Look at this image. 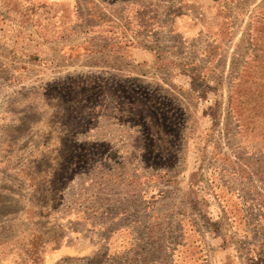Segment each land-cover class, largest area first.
Returning <instances> with one entry per match:
<instances>
[{
  "label": "rangeland",
  "instance_id": "obj_1",
  "mask_svg": "<svg viewBox=\"0 0 264 264\" xmlns=\"http://www.w3.org/2000/svg\"><path fill=\"white\" fill-rule=\"evenodd\" d=\"M5 1L6 8L0 7V167L5 169L0 172L9 180L0 185V221L15 227L0 232V264H95L103 251L124 240L129 226L136 239L128 250L122 244L114 258L118 264L129 256L144 264L146 251L157 252L158 237L178 238L190 227L192 235L200 231L209 264H226L222 226L233 264H246L250 245L264 254V132L245 131L228 104L248 49L249 26L264 0H214L231 13V36L216 60L201 53L207 37L188 39L172 31L176 0H46L44 7L45 0ZM33 5L38 9L32 20ZM93 71L152 85L181 105L182 122L174 126H181L179 137L165 136L175 142L171 167L150 157L153 148L145 145L146 127L155 134L150 123L105 116L80 133L75 117L66 126L67 94L54 93L49 102L43 96L57 78ZM32 103L43 117L52 114V125L40 122L41 136L17 140L6 120ZM48 124L58 126L56 139L47 137ZM72 132L79 140L103 141L106 149L81 141L68 145ZM83 146L94 152L87 162ZM214 190L220 196L238 193L246 229L241 240L224 222ZM161 226L166 234L159 236ZM187 239L189 246L194 239Z\"/></svg>",
  "mask_w": 264,
  "mask_h": 264
},
{
  "label": "trees",
  "instance_id": "obj_2",
  "mask_svg": "<svg viewBox=\"0 0 264 264\" xmlns=\"http://www.w3.org/2000/svg\"><path fill=\"white\" fill-rule=\"evenodd\" d=\"M46 2V0L42 2L41 7H44ZM6 5L7 2L5 0H0L1 7L6 8ZM29 8H31L29 16L33 20V9L36 10L38 7L37 5H33ZM171 10L173 18L171 25L172 31L188 39L202 35L207 37L209 44L205 47V50H201V53L208 59L216 60L231 36V13L228 8L221 1L176 0V5ZM5 12L7 13V11ZM52 15L54 14H51L49 22L53 23ZM46 27H49L54 34L51 23ZM62 31H65V33ZM61 32L62 36L65 37L69 34L67 27L64 30L61 28ZM248 43V49L240 65L239 72L232 81L229 89L228 104L233 111V117L240 127L245 128V131L248 132L256 133L254 131H257L261 133L264 132V5L259 6L253 15L249 26ZM107 49L111 48L107 47ZM102 51L100 48V52ZM121 77L95 71L79 72L68 78H57L55 80L57 84L52 87L51 93L47 89L43 93V96L49 102L50 96L54 93L67 94L66 126L70 128V125L73 124L71 119L75 117V121L78 120L77 125L80 133H85V131L97 127L100 118L105 116H112L123 122L130 121L135 124H140V126H146L150 123L155 128L154 134L150 133L152 131L150 126L146 127L149 130L150 138L148 136L147 139L149 142L145 145L149 144L151 149L153 148V154L150 157H153L151 159L155 163L171 167L175 162V154L173 155L172 152L175 147V142L170 140L166 141L165 136L179 137L180 131L182 130L181 126L180 129L174 126H176V123H180L179 120L182 122L181 117H179L180 115H178L181 112V116H183V109L181 110L179 108L181 105L176 106L165 94L160 93L159 89H156L152 85ZM65 89L67 93H65ZM74 103L78 106L71 108L69 105H73ZM22 110L6 120V130L16 131L15 139H19L20 136L37 138L40 134H37L36 126L40 122L48 123L51 121L52 125V114L49 115L50 118L48 120L43 117V113H38L33 109V103L30 104L27 111ZM76 113L77 117L73 116ZM55 116H57V112H54ZM8 120L10 123L12 120L14 124L7 123ZM56 121L60 123L57 117ZM17 122L19 126L16 125ZM168 127H174L177 130H170L169 132L167 130ZM24 130L26 134L23 133ZM68 132L69 130L67 129ZM74 134L66 141L68 145L72 142L73 144L71 146H74L77 142L81 141L85 145L100 144L98 147L100 152L106 149L105 142L103 141L102 143H98L97 141L79 140L78 134L77 137ZM47 137H51L52 139L58 137L57 125L51 126L48 130ZM29 144L33 146V141H29ZM84 146V157L82 161L85 159L87 162L90 159L91 153L94 152H89ZM0 169L5 168L0 167ZM8 180L9 178L0 172V185H5L8 183ZM17 180L14 177L13 181L15 182ZM210 185L215 187L212 184ZM214 191L215 197L219 200L220 208L224 209L227 214L229 224L238 234H241V237H244L246 229L243 206L238 205L235 197H225L224 193L220 196L216 190ZM235 193L237 195L236 191ZM0 194L2 195L1 192ZM197 194L199 195V191ZM4 195L3 197H5ZM237 198L239 200L238 195ZM0 200L2 201L3 198L1 197ZM5 220L7 223L10 222L9 218ZM9 225L11 224L9 223ZM9 225L6 226V223L0 221V232L2 230L5 231L7 228L15 227H10ZM190 229L191 227L188 228V231H183L181 234L182 242L180 243L177 242L178 239L176 238L173 239L175 243H172L173 240L169 239V242L172 243L171 248L174 247L176 249V252H174V255H176V264H206V252L200 231L194 230V235H192ZM126 230L125 227L124 240L121 242L126 240ZM188 236L194 239L189 246L187 244ZM247 264H264V254L256 246L251 245L249 247Z\"/></svg>",
  "mask_w": 264,
  "mask_h": 264
},
{
  "label": "crops",
  "instance_id": "obj_3",
  "mask_svg": "<svg viewBox=\"0 0 264 264\" xmlns=\"http://www.w3.org/2000/svg\"><path fill=\"white\" fill-rule=\"evenodd\" d=\"M1 7V6H0ZM2 26V25H1ZM1 26H0V28H1ZM2 37H4V35H2V34H0V39L2 40ZM225 194V197H231V196H233V197H235L236 198V200H237V202H238V205L239 206H242V204L240 203V198H239V200H238V198H237V195H238V193H237V195H236V193H235V191H228L227 193H224ZM238 197H239V195H238ZM221 210H222V213H223V219H224V222H226L227 223V225H228V227L230 228V231L234 234V236L238 239V240H241L240 238H241V234H238L232 227H231V225L229 224V220H228V218H227V214H226V212H225V210L224 209H222L221 208ZM162 228H161V230L159 229V233H161V234H158L159 236L160 235H162V234H164L165 232H166V228H165V226H161ZM160 228V227H159ZM126 240L124 241V242H119L115 247H113L112 249H110V250H105V251H103L104 252V254L105 255H102L101 257H99V258H97V259H94V260H96L95 261V263H97V264H109L112 260H113V262H114V264H118V262H115V260H114V258H115V255L118 253V252H120L121 251V249H122V247L125 245V249H127L128 250V247L129 246H131L132 245V243H134L135 242V235H133V234H136V232L134 231L133 232V230H131V228H130V226L129 227H126ZM181 232V231H180ZM220 233H222L221 234V245H223V247H222V250H221V253H222V258H223V261L224 262H226V264H233L232 263V259H231V256H230V252H228L227 250H229V249H227L226 247H227V244H223L224 243V240H225V227L224 226H222V228H221V232ZM166 234V233H165ZM176 238V237H175ZM175 238H171L170 240H173V239H175ZM176 239H178V243H180V242H182V240H181V235L178 237V238H176ZM158 240H159V242H158V245H157V252L155 253V254H153V252H151V251H146L144 254H145V256H146V259L144 260V264H176V255H174L175 253L174 252H176V249H174V247L173 248H171V245H172V243H175L174 242V240H173V242L172 243H170L169 241V238H165V236H163L162 238H161V240H160V237H158ZM122 244H124L123 246H122ZM173 246H174V244H173ZM251 246V245H250ZM249 246V247H250ZM252 246H254L255 247V245H252ZM204 248H205V252H206V259H205V261H206V264H209V262H208V251H207V248H206V246H204ZM115 249V250H114ZM131 249V248H130ZM249 249V248H248ZM173 250V251H172ZM95 252V251H94ZM133 252V251H132ZM249 252V251H248ZM166 254H168V256L166 257ZM172 255V257H171V255ZM151 255V256H150ZM81 256H84L85 258H89L90 256H87V255H81ZM80 257V256H79ZM130 257V256H129ZM129 257H127V259L129 258ZM248 257H249V253H248ZM248 257H247V259H246V264H247V262H248ZM90 259V258H89ZM126 259V262L125 263H123L121 260V262H122V264H134V262H133V258H131V259H129V260H127ZM91 260V259H90ZM180 264V263H179Z\"/></svg>",
  "mask_w": 264,
  "mask_h": 264
}]
</instances>
